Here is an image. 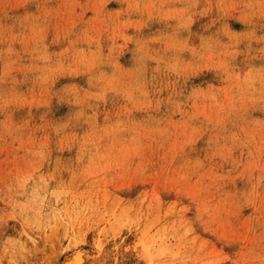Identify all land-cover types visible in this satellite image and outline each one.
Masks as SVG:
<instances>
[{
  "label": "rangeland",
  "instance_id": "1",
  "mask_svg": "<svg viewBox=\"0 0 264 264\" xmlns=\"http://www.w3.org/2000/svg\"><path fill=\"white\" fill-rule=\"evenodd\" d=\"M73 263L264 264V0H0V264Z\"/></svg>",
  "mask_w": 264,
  "mask_h": 264
},
{
  "label": "bare ground",
  "instance_id": "2",
  "mask_svg": "<svg viewBox=\"0 0 264 264\" xmlns=\"http://www.w3.org/2000/svg\"><path fill=\"white\" fill-rule=\"evenodd\" d=\"M78 254H80V253H78ZM74 255H75V254H74ZM77 256L79 257L80 255H77ZM77 256H75V259L78 258ZM81 259H82V258H81ZM76 260H77V259H76ZM73 264H74V263H73Z\"/></svg>",
  "mask_w": 264,
  "mask_h": 264
}]
</instances>
